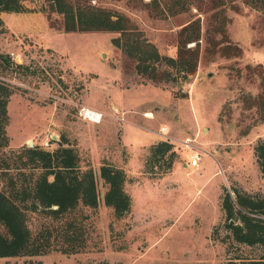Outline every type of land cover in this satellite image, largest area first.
<instances>
[{"label": "rangeland", "instance_id": "374dc122", "mask_svg": "<svg viewBox=\"0 0 264 264\" xmlns=\"http://www.w3.org/2000/svg\"><path fill=\"white\" fill-rule=\"evenodd\" d=\"M69 1L127 16L168 58H175L179 30L197 21L195 72L182 80L176 69L159 62L157 78L171 77L152 82L149 71L138 75L135 62L112 44L117 34L65 33L50 0H19L23 12H0V53L34 70L4 77L17 89L7 103L8 149L31 144L52 151L63 135L83 165H90L98 192L95 210L78 209L71 216L83 231L78 253L52 251L0 264H225L255 258L256 249L226 238L220 198L232 190L264 197V175L253 155L254 146L264 143V8L246 0ZM85 104L128 111L125 116L139 127L130 129L143 143L151 141L145 136L154 137L145 129L165 128L173 140L170 169L145 166V148L139 154L134 149L128 162L124 151L110 147L107 133L102 153H91L90 123L78 115ZM184 139L201 151L195 169L183 168L192 154L179 144ZM102 163L129 174L124 189L131 207L119 220L102 202ZM30 223L35 230L40 220Z\"/></svg>", "mask_w": 264, "mask_h": 264}, {"label": "trees", "instance_id": "16d2710c", "mask_svg": "<svg viewBox=\"0 0 264 264\" xmlns=\"http://www.w3.org/2000/svg\"><path fill=\"white\" fill-rule=\"evenodd\" d=\"M253 7H263L264 0H246ZM52 11L61 14L65 33H115L111 40L126 57L135 62L138 75L150 73L152 82H166L170 75L157 78L154 65L164 62L176 69L185 80L195 72L197 62V21L183 26L178 33L175 58L160 56L143 38L132 21L124 15L83 5L69 0H50ZM23 12L19 0H0V12ZM2 20L0 18V27ZM194 42L193 48L186 45ZM19 72L33 74L28 65L15 64L7 54L0 53V259L38 257L55 251L73 255L83 247V231L71 218L78 209L95 210L98 192L94 172L89 164L83 165L74 143L63 135L57 147L45 151L37 146L8 149L6 134L8 124L7 103L15 87L5 81V76ZM159 75V76H160ZM253 155L259 172L264 175V143L258 142ZM166 158V159H165ZM172 146L157 142L147 149L145 166L167 172L172 164ZM98 177L104 185L102 202L119 220L130 211L131 201L125 192V172L108 163L98 168ZM224 215L226 238L234 244L257 250L255 258L228 259L225 264H264V197L232 190L220 198ZM35 217L40 225L31 230L30 221ZM55 227L56 223H60ZM231 222V224H229ZM22 264H40L23 262Z\"/></svg>", "mask_w": 264, "mask_h": 264}, {"label": "crops", "instance_id": "0c3cea01", "mask_svg": "<svg viewBox=\"0 0 264 264\" xmlns=\"http://www.w3.org/2000/svg\"><path fill=\"white\" fill-rule=\"evenodd\" d=\"M85 105L88 109L94 110L96 112L101 113L103 116H106V118H102L101 124H99L100 122L98 123L99 125L89 122L90 125L87 126L88 132L86 133H89V135L86 137V140L88 141L87 146L90 149L91 153H98V152L102 153L104 148V144H103L104 133L105 134L107 133V139L109 141V145L110 147L116 148L115 149L116 153H119L122 150L128 155V160H127L128 162H130L133 157L134 149H136V152L139 154V152L143 151L144 148L145 150H147L150 145L161 141L158 139V137L150 133L154 137H152L151 139V137L144 135L145 138H150L151 141L149 143H143L141 141L140 136L137 133L133 132L132 129H130V127H137V128L139 127L137 125H133L132 123H134V121L131 120L130 118H127V116H125L126 112L128 111L119 112V110L116 109V107H114L113 104H110L109 108L105 107L103 104L97 107H92L88 104ZM114 112L118 114H123L124 122L119 123L113 121L111 114L113 115ZM95 130H99L96 133L100 134V136H97L95 134ZM99 145H102V149H100ZM183 168L187 169L189 167L186 164L185 166H183ZM124 171L126 172V177L128 178L129 176L128 172L126 170Z\"/></svg>", "mask_w": 264, "mask_h": 264}, {"label": "built area", "instance_id": "2783aa9c", "mask_svg": "<svg viewBox=\"0 0 264 264\" xmlns=\"http://www.w3.org/2000/svg\"><path fill=\"white\" fill-rule=\"evenodd\" d=\"M92 2H94V1L92 0ZM78 115L81 117L82 120H85V121L91 122V123H95V124H98L100 122V120L102 119V116H103L101 113L96 112V111L91 110V109H88V108H85V107L80 108ZM112 117L115 121H117L119 123L124 122L123 114H118V113L114 112ZM142 117L147 118V119L152 118L150 113H143ZM144 131L149 132V133L153 134L154 136L158 137L161 140V142H165V143L172 145L171 141H173V140L168 135V132L165 128L160 127L157 129V131L148 130V129H145ZM191 143H192V141L190 139H184V140L179 142V144L182 145L184 147V149L192 150V154L189 156V161L187 163V166L189 168L195 169L198 167V163H199V160L201 157V151L198 148H196L195 146H193Z\"/></svg>", "mask_w": 264, "mask_h": 264}, {"label": "water", "instance_id": "95a60500", "mask_svg": "<svg viewBox=\"0 0 264 264\" xmlns=\"http://www.w3.org/2000/svg\"><path fill=\"white\" fill-rule=\"evenodd\" d=\"M51 139L54 140L55 137H51ZM31 147H32V145L31 144H28V148H31ZM229 224H231V222H229Z\"/></svg>", "mask_w": 264, "mask_h": 264}]
</instances>
